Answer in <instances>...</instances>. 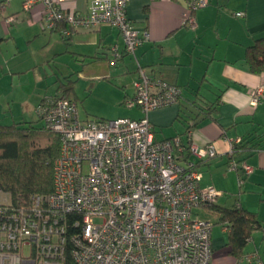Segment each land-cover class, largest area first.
<instances>
[{"label": "built area", "instance_id": "obj_1", "mask_svg": "<svg viewBox=\"0 0 264 264\" xmlns=\"http://www.w3.org/2000/svg\"><path fill=\"white\" fill-rule=\"evenodd\" d=\"M35 1L44 5L42 26L55 29L62 23L66 36L108 24L120 30L127 53L150 37L129 19V0H90L86 13L63 8L74 0H27L24 8ZM186 1L182 24L195 30L193 13L209 0ZM13 21L7 16L8 24ZM122 56L112 46L111 62ZM134 86L135 94L124 103L138 108L144 114L140 118L82 120L75 99L44 96L36 111L45 129L60 139L54 189L32 195L20 208L2 205L0 195V264H65L68 246L74 264H211L214 224L195 210L215 203L221 191L201 188L202 172L184 158L183 139H157L148 118L151 111L178 103L182 88L145 67L139 68ZM263 97L264 83L251 91L250 102L257 106ZM238 142L240 137L231 141L230 153ZM188 149L200 160L217 153L213 144L190 142ZM236 167L231 161L229 168ZM243 169L245 175L253 170L247 163ZM242 260L264 264L257 252Z\"/></svg>", "mask_w": 264, "mask_h": 264}, {"label": "crops", "instance_id": "obj_2", "mask_svg": "<svg viewBox=\"0 0 264 264\" xmlns=\"http://www.w3.org/2000/svg\"><path fill=\"white\" fill-rule=\"evenodd\" d=\"M26 1L0 0V124L33 122L42 98L61 94L67 87L72 88L69 96L78 104V78L86 82L90 93L100 83L111 85L115 80L121 92L118 99H126L132 79L145 67L182 88L178 103L150 112L155 137L180 136L185 143L184 158L197 162L202 172L200 187L221 191L216 204H240L264 223V97L257 106L250 102L251 91L264 83V71H251L246 60L247 47L264 36V0H209L193 13L195 30L182 24L188 11L186 0H129V19L136 29L150 34L134 53L125 51L120 30L108 24L79 29L71 36L64 35L62 23L55 29L45 28L44 5L35 1L25 9ZM89 5L90 0H74L63 8L86 13ZM239 11L245 15L237 16ZM7 16L14 21L8 24ZM36 45L45 51L43 47H49L53 56L51 50L41 53ZM114 45L123 52L116 63L111 62ZM61 56L70 61L57 63ZM128 109L141 113L138 108ZM239 137L254 146L245 156L253 169L248 175L229 168L231 141ZM190 142L213 144L217 153L200 160L190 154ZM201 212L212 215L214 222L211 264H247L232 253L229 229L219 222V213L213 207H202L195 215L200 217ZM243 251L257 252L264 262V231L254 230Z\"/></svg>", "mask_w": 264, "mask_h": 264}, {"label": "trees", "instance_id": "obj_3", "mask_svg": "<svg viewBox=\"0 0 264 264\" xmlns=\"http://www.w3.org/2000/svg\"><path fill=\"white\" fill-rule=\"evenodd\" d=\"M246 51L250 70L262 73L264 71V36L255 39ZM71 90V87H67L63 89V93L52 96L70 98ZM253 148L254 146L243 137H240V142L233 144L229 165L231 161H235L236 169L241 170V175L244 170L243 164L247 163L245 156ZM59 150L58 134L45 129L43 123L41 127L35 126L33 122L0 124L2 205L20 208L29 205L32 195L51 194L54 189V161ZM195 164L197 166V162ZM216 202L205 207H213L219 213V222L227 225L229 229V245H231L232 253L240 258L245 254L243 250L253 231L259 228L262 230L263 223L257 219L255 213L241 208L240 204L226 207L217 205ZM65 264H74L70 246L66 250Z\"/></svg>", "mask_w": 264, "mask_h": 264}, {"label": "rangeland", "instance_id": "obj_4", "mask_svg": "<svg viewBox=\"0 0 264 264\" xmlns=\"http://www.w3.org/2000/svg\"><path fill=\"white\" fill-rule=\"evenodd\" d=\"M53 44V43H52ZM51 45V44H50ZM36 47L41 51V53L45 54L51 49L46 46L43 48H46L47 50H43L41 46L36 45ZM57 49H60L59 45H55ZM60 51V50H59ZM54 52L51 50L50 55L53 56ZM70 61V57H60V59L57 60L58 62H61L62 60ZM115 69H113L114 71ZM117 73V71H116ZM116 79V78H115ZM137 78L132 79V82L130 83V87L128 86L130 96H133L135 94V86L134 81ZM117 80V79H116ZM111 85L100 83V87L93 93L88 90L87 84L83 79H76L75 80V87L78 92V110L80 113V116L82 119H85V116L92 117L93 119H97L99 117L105 118V119H116L118 117H142L144 114L138 113L137 109H128V107L125 105L124 102L125 98L121 97L118 99L120 92V86H117V83L115 80H111ZM117 97V99H116ZM82 100V101H81ZM150 114V113H149ZM148 114V118H149ZM42 120L40 116L38 115L37 111L35 113V116L33 118V124L37 127L42 126ZM212 215H208L206 213L201 212L200 217L204 219H209L213 221Z\"/></svg>", "mask_w": 264, "mask_h": 264}]
</instances>
